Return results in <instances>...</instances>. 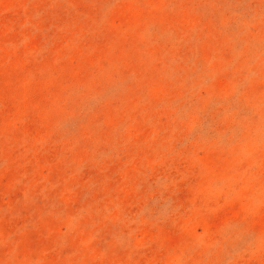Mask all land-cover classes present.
Returning a JSON list of instances; mask_svg holds the SVG:
<instances>
[{"label": "rangeland", "instance_id": "rangeland-1", "mask_svg": "<svg viewBox=\"0 0 264 264\" xmlns=\"http://www.w3.org/2000/svg\"><path fill=\"white\" fill-rule=\"evenodd\" d=\"M0 264H264V0H0Z\"/></svg>", "mask_w": 264, "mask_h": 264}]
</instances>
